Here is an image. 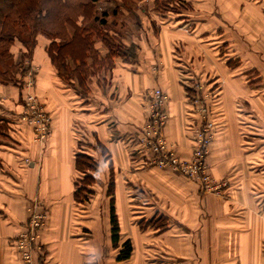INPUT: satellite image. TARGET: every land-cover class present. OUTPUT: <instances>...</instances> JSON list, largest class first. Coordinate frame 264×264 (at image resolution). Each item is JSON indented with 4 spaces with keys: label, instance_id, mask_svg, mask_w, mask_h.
<instances>
[{
    "label": "crops",
    "instance_id": "1",
    "mask_svg": "<svg viewBox=\"0 0 264 264\" xmlns=\"http://www.w3.org/2000/svg\"><path fill=\"white\" fill-rule=\"evenodd\" d=\"M121 1L101 0L97 10L126 51L108 56L94 37L99 61L110 64L96 65L84 87L60 76L43 35L21 82H0V264H23L15 240L35 200L48 214L36 264H264V0ZM31 77L52 115L39 143L20 119ZM205 81L218 85L207 164L229 182L225 196L152 165L142 143L160 87L169 96L164 138L190 160L199 121L187 95ZM78 152L97 163L85 202L75 199ZM127 241L131 254L120 259Z\"/></svg>",
    "mask_w": 264,
    "mask_h": 264
},
{
    "label": "trees",
    "instance_id": "2",
    "mask_svg": "<svg viewBox=\"0 0 264 264\" xmlns=\"http://www.w3.org/2000/svg\"><path fill=\"white\" fill-rule=\"evenodd\" d=\"M100 1L0 0V82L17 84L25 74L21 62H15L13 46L16 41L19 40L24 48L21 58H31L38 37L43 35L51 40L47 51L60 76L67 81L75 77L84 87L96 65H106L108 62L110 64V57L108 62L99 61L94 37L103 39L110 51L108 56L113 53L123 54L126 51L117 35L111 33V30L115 29L108 23L106 14L97 10ZM130 1L132 0H122L121 4L126 6ZM100 26H103V29H100ZM96 166L94 157L77 153L76 167L82 173L76 180V201L85 202L94 194L91 186L95 179L91 171H94ZM111 214L112 236L117 243L120 227L113 204ZM131 248L130 241L125 242L119 258H128Z\"/></svg>",
    "mask_w": 264,
    "mask_h": 264
},
{
    "label": "built area",
    "instance_id": "3",
    "mask_svg": "<svg viewBox=\"0 0 264 264\" xmlns=\"http://www.w3.org/2000/svg\"><path fill=\"white\" fill-rule=\"evenodd\" d=\"M189 87L191 92L188 91V101L192 104L199 121L194 132L195 148L190 160L179 157L174 147L164 138L162 130L168 119L165 106L169 96L160 87L154 88L150 93L149 116L144 127L142 143L145 149L152 153L150 157L152 165L172 167L197 181L205 193L224 195L228 181L215 178L207 164L210 147L216 135V122L210 116L209 100H213L216 93H210L201 82ZM32 88L33 79L28 81L25 88L27 91L24 96V110L20 119L31 127L34 139L42 142L49 133L52 116ZM29 212L28 222L16 238L15 247L23 264H36L37 255L43 252L41 231L48 214L38 200L33 202Z\"/></svg>",
    "mask_w": 264,
    "mask_h": 264
},
{
    "label": "rangeland",
    "instance_id": "4",
    "mask_svg": "<svg viewBox=\"0 0 264 264\" xmlns=\"http://www.w3.org/2000/svg\"><path fill=\"white\" fill-rule=\"evenodd\" d=\"M181 2L183 1V0H180ZM156 2H158V3H156V4H158L159 6L161 5V6H165L166 8H169L170 7V5L171 4H174L173 3V1L172 0H158V1H156ZM179 4V3H178ZM176 5V4H175ZM177 7V6H176ZM18 47H21L22 48V51H24V48H23V45H22V43L18 40V41H16V43H15V46H13V49H17ZM24 53V52H23ZM30 61V57H23L22 56V62H21V64L23 65V68H24V70L26 71L27 70V67H28V62ZM27 66V67H26ZM31 79H32V77H31ZM30 79V80H31ZM206 82V81H205ZM200 83V82H199ZM204 84V83H203ZM205 87H206V89L210 92V93H212V92H215L216 94L218 93V91H216L217 89H218V85H215V83H214V81L212 82H206L205 84ZM33 89V88H32ZM34 91V90H33ZM41 102V101H40ZM47 110V109H46ZM50 114V113H49ZM52 116V115H51ZM260 118L262 119L263 117L262 116H260ZM259 120V119H258ZM52 122V121H51ZM259 124H261V122H258ZM49 128H51V124H50V127ZM262 129H264V128H262ZM49 134V133H48ZM47 137H48V135H47ZM47 137H46V139H47ZM45 139V140H46ZM40 142V141H39ZM38 142V143H39ZM43 142V141H42ZM93 171H91V173H92ZM93 175V174H92ZM216 178V177H215ZM218 179V178H217ZM220 180H222V179H220ZM228 186H229V182H228ZM93 189H94V184L91 186ZM211 194H214V193H211ZM215 195H217V194H215ZM226 195V192L224 193V195H220V196H225ZM92 196V195H91ZM91 196H89V198H88V200L87 201H89L90 200V198H91Z\"/></svg>",
    "mask_w": 264,
    "mask_h": 264
}]
</instances>
